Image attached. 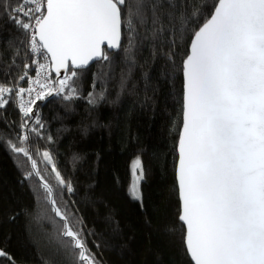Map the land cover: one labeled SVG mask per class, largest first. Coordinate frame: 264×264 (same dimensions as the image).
<instances>
[{
    "label": "snow or ice",
    "instance_id": "obj_1",
    "mask_svg": "<svg viewBox=\"0 0 264 264\" xmlns=\"http://www.w3.org/2000/svg\"><path fill=\"white\" fill-rule=\"evenodd\" d=\"M0 12L27 37L33 56L16 77L28 87L0 82V110L14 100L22 116L15 142L5 136L0 142L24 158L25 179L39 178L38 195L62 222L57 251L64 250L68 264L100 262L82 218L58 206L55 188L42 174L47 169L34 158L30 133L40 137L44 127L33 116L34 105L50 96L78 98L84 70L93 62L110 65L109 50L130 51L137 26L149 21L153 40L166 31L180 40L189 36L176 166L186 252L194 264H264V0H216L207 17L200 0H0ZM32 65L34 79L27 71ZM103 99V90L88 95L91 105ZM35 152L54 173L61 199L63 191L73 193L52 153ZM132 173L130 193L141 200L139 159ZM0 257L12 261L3 249Z\"/></svg>",
    "mask_w": 264,
    "mask_h": 264
},
{
    "label": "trees",
    "instance_id": "obj_2",
    "mask_svg": "<svg viewBox=\"0 0 264 264\" xmlns=\"http://www.w3.org/2000/svg\"><path fill=\"white\" fill-rule=\"evenodd\" d=\"M200 2L207 17L216 0ZM151 27L150 21L138 25L135 46L112 52L110 65L99 62L85 69L78 98L50 96L34 106L44 125L40 137L30 133L34 158L39 168L47 169L42 174L53 184L58 206L82 218L100 264H193L178 220L176 182L182 62L189 36L180 40L166 31L153 40ZM32 59L27 37L0 12V82L18 83L23 63ZM101 90L104 99L89 104V93ZM0 112V136L15 142L22 116L14 100ZM30 124L36 126L34 120ZM37 148L52 153L61 174L71 180L73 193L63 191L61 199L54 173ZM20 159L0 142V249L12 258L0 257V264H68L64 250L57 251L62 222L38 195L39 178L25 179ZM136 159L144 169L141 201L129 194Z\"/></svg>",
    "mask_w": 264,
    "mask_h": 264
},
{
    "label": "built area",
    "instance_id": "obj_3",
    "mask_svg": "<svg viewBox=\"0 0 264 264\" xmlns=\"http://www.w3.org/2000/svg\"><path fill=\"white\" fill-rule=\"evenodd\" d=\"M28 51H29V53H30V50L28 49ZM30 55L32 56V54L30 53ZM33 57V56H32ZM37 59H39V57H36ZM41 62H43L42 60H41ZM27 71H29V76L30 77H32L33 79L35 78V65H32V67L30 68V69H28ZM53 74L54 73H52V79H54L53 78ZM15 86H23V87H28V83L26 82V81H18V83H16L15 84ZM39 90V89H38ZM25 99H27V96H25ZM38 101H36V103H37ZM14 103H15V101H14ZM15 105H16V103H15ZM35 106V105H34ZM16 107H17V105H16ZM18 108V107H17ZM18 110H19V108H18Z\"/></svg>",
    "mask_w": 264,
    "mask_h": 264
},
{
    "label": "rangeland",
    "instance_id": "obj_4",
    "mask_svg": "<svg viewBox=\"0 0 264 264\" xmlns=\"http://www.w3.org/2000/svg\"><path fill=\"white\" fill-rule=\"evenodd\" d=\"M137 160V159H136ZM133 181H134V176H133V173H132V179H131V183H130V188H129V194H130V196L132 197V195H131V193H130V189H131V185H132V183H133ZM141 182L142 181H140V183H139V191H140V194H141ZM141 197H142V195H141ZM133 198V197H132ZM134 199V198H133ZM136 200V199H135ZM138 201H141V200H138Z\"/></svg>",
    "mask_w": 264,
    "mask_h": 264
},
{
    "label": "water",
    "instance_id": "obj_5",
    "mask_svg": "<svg viewBox=\"0 0 264 264\" xmlns=\"http://www.w3.org/2000/svg\"><path fill=\"white\" fill-rule=\"evenodd\" d=\"M122 41H123V39H122ZM110 51V53H112V52H114L113 50H109ZM95 63H97V62H93V63H91L89 66H88V68L90 67V66H92V65H94ZM54 73V72H53ZM54 75H55V73H54ZM61 75H63V72L61 73ZM183 81H184V78H183ZM34 116L36 115V111L34 110V114H33ZM181 130V129H180ZM177 155H178V152H177ZM177 182V181H176ZM190 257V256H189ZM191 259V258H190ZM192 263L194 264V262L192 261Z\"/></svg>",
    "mask_w": 264,
    "mask_h": 264
}]
</instances>
